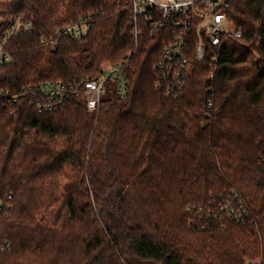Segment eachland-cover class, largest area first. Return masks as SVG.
<instances>
[{
  "label": "trees",
  "instance_id": "1",
  "mask_svg": "<svg viewBox=\"0 0 264 264\" xmlns=\"http://www.w3.org/2000/svg\"><path fill=\"white\" fill-rule=\"evenodd\" d=\"M129 5L0 0V33L16 16L32 26L8 42L0 93L123 60L128 79L124 95L107 81L93 111L73 95L51 110L0 98V264H264V0H231L243 36L216 62L207 42L197 60L190 34L176 96L155 87L171 30L140 22L135 37ZM79 20L85 35H58ZM236 197L244 222L219 209Z\"/></svg>",
  "mask_w": 264,
  "mask_h": 264
},
{
  "label": "built area",
  "instance_id": "2",
  "mask_svg": "<svg viewBox=\"0 0 264 264\" xmlns=\"http://www.w3.org/2000/svg\"><path fill=\"white\" fill-rule=\"evenodd\" d=\"M231 0H130L133 34L140 33V22L149 23L152 32L168 28L173 39L162 46L154 68L160 76L155 87L168 96H176L184 86L190 63V34L195 33L196 44L192 50L197 60L205 55V42L212 48V62L217 61L216 48L224 39L239 40L243 36L241 28L235 27L229 20L226 9ZM85 20L68 24L59 29L58 35L68 34L80 38L86 34ZM30 21L16 16L9 26L0 33V65L10 62L12 57L8 50V42L16 33L29 31ZM126 60L107 64L100 74L93 79L66 83L58 79L40 80L29 83L19 92L2 91L0 98L6 102L15 100L22 94L29 95L39 110H51L67 101L70 96H79L86 104L88 111H93L104 91V84L111 81L116 91L124 95L128 87L127 73L124 69ZM213 76L211 73L210 78ZM211 104V102H209ZM221 212L234 221L244 222L248 219V210L237 197L225 199L219 205ZM199 210H202L199 208ZM209 214V212H206ZM9 238L1 234L0 252L10 247Z\"/></svg>",
  "mask_w": 264,
  "mask_h": 264
},
{
  "label": "rangeland",
  "instance_id": "3",
  "mask_svg": "<svg viewBox=\"0 0 264 264\" xmlns=\"http://www.w3.org/2000/svg\"><path fill=\"white\" fill-rule=\"evenodd\" d=\"M106 65V64H105Z\"/></svg>",
  "mask_w": 264,
  "mask_h": 264
}]
</instances>
